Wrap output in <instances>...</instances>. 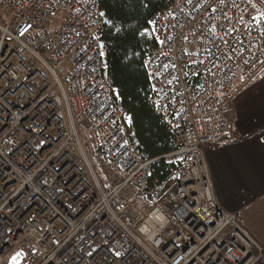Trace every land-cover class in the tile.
Wrapping results in <instances>:
<instances>
[{
  "label": "built area",
  "instance_id": "1",
  "mask_svg": "<svg viewBox=\"0 0 264 264\" xmlns=\"http://www.w3.org/2000/svg\"><path fill=\"white\" fill-rule=\"evenodd\" d=\"M103 27L100 0H0V264H264L205 158L238 80L264 70V0H174L151 22L150 102L173 144L160 183Z\"/></svg>",
  "mask_w": 264,
  "mask_h": 264
},
{
  "label": "trees",
  "instance_id": "2",
  "mask_svg": "<svg viewBox=\"0 0 264 264\" xmlns=\"http://www.w3.org/2000/svg\"><path fill=\"white\" fill-rule=\"evenodd\" d=\"M174 0H100L107 20L101 32L110 81L129 116L132 138L144 160L152 164L151 183L164 181L172 167L162 157L173 149L165 123L152 107L146 59L156 47L150 21ZM103 13V15H102ZM256 17V16H254ZM257 21V17L253 22Z\"/></svg>",
  "mask_w": 264,
  "mask_h": 264
},
{
  "label": "crops",
  "instance_id": "3",
  "mask_svg": "<svg viewBox=\"0 0 264 264\" xmlns=\"http://www.w3.org/2000/svg\"><path fill=\"white\" fill-rule=\"evenodd\" d=\"M238 92L224 113L227 140L205 153L215 197L264 246V74Z\"/></svg>",
  "mask_w": 264,
  "mask_h": 264
},
{
  "label": "rangeland",
  "instance_id": "4",
  "mask_svg": "<svg viewBox=\"0 0 264 264\" xmlns=\"http://www.w3.org/2000/svg\"><path fill=\"white\" fill-rule=\"evenodd\" d=\"M264 74V70L256 77H252V78H246V77H242L245 78L246 80V85L251 84L253 82H255L257 79H259L262 75ZM239 82V81H238ZM236 91L238 92V87L236 88ZM236 92V93H237ZM233 104V103H232ZM232 104L229 106V108L232 106ZM168 238V237H167Z\"/></svg>",
  "mask_w": 264,
  "mask_h": 264
},
{
  "label": "water",
  "instance_id": "5",
  "mask_svg": "<svg viewBox=\"0 0 264 264\" xmlns=\"http://www.w3.org/2000/svg\"><path fill=\"white\" fill-rule=\"evenodd\" d=\"M104 24L107 25L108 24V21L107 20H104Z\"/></svg>",
  "mask_w": 264,
  "mask_h": 264
},
{
  "label": "snow or ice",
  "instance_id": "6",
  "mask_svg": "<svg viewBox=\"0 0 264 264\" xmlns=\"http://www.w3.org/2000/svg\"><path fill=\"white\" fill-rule=\"evenodd\" d=\"M102 15H103V13H102ZM149 23H151V21ZM29 27H31V26L29 25ZM116 255L119 256V253H116Z\"/></svg>",
  "mask_w": 264,
  "mask_h": 264
}]
</instances>
